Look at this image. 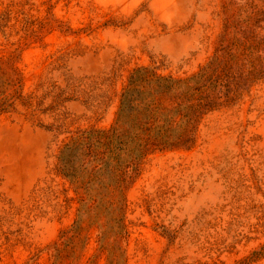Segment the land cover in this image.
Wrapping results in <instances>:
<instances>
[{"label": "rangeland", "instance_id": "obj_1", "mask_svg": "<svg viewBox=\"0 0 264 264\" xmlns=\"http://www.w3.org/2000/svg\"><path fill=\"white\" fill-rule=\"evenodd\" d=\"M226 49L219 104L131 173L115 238L60 149L112 126L135 69L186 78ZM0 264H264V0H0Z\"/></svg>", "mask_w": 264, "mask_h": 264}, {"label": "trees", "instance_id": "obj_2", "mask_svg": "<svg viewBox=\"0 0 264 264\" xmlns=\"http://www.w3.org/2000/svg\"><path fill=\"white\" fill-rule=\"evenodd\" d=\"M226 52L186 78L161 75L149 67L135 69L112 126L79 131L62 146L58 169L79 197L82 214L110 217L116 224L115 238L122 235L131 173L154 152L188 148L194 142L200 119L219 104L224 65L239 63L236 54Z\"/></svg>", "mask_w": 264, "mask_h": 264}]
</instances>
